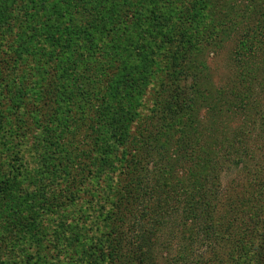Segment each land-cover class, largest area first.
I'll return each mask as SVG.
<instances>
[{"label":"trees","instance_id":"1","mask_svg":"<svg viewBox=\"0 0 264 264\" xmlns=\"http://www.w3.org/2000/svg\"><path fill=\"white\" fill-rule=\"evenodd\" d=\"M237 3L0 0V41L5 44L0 43V129L21 137L37 132L33 138L41 146L36 148L41 150L45 180L62 179L59 193L69 198L65 204L76 200L89 177L101 174L87 167L97 163L93 153L100 154L103 167L121 162L111 190L112 207L97 214L99 231L83 244L81 228H71L75 263L264 264V142L258 147V165L251 166L250 131L238 135L229 129L254 111L252 118L259 121L264 137L259 97L264 95H256L258 89L264 92V52L256 49L258 41L264 42V0H251L242 12L233 7ZM221 40L234 43L231 74L222 84L206 54ZM12 55L25 76L10 103L3 101V94L17 80L10 75ZM91 67L104 71L96 74L104 85L97 97L86 87ZM26 78L34 80L32 85L24 84ZM152 79L158 81L155 90L161 97L146 126L141 124L130 137L125 121L139 113L134 102ZM247 80L251 83L239 85ZM21 91L31 93L32 103ZM90 119L98 123H88L78 138L81 149H72L74 129ZM215 146L228 148L206 158ZM167 147L181 152L174 158ZM240 160L247 173L242 171L245 175L239 173L224 188L209 170L198 180L194 171L181 179L186 165L193 168L205 161L211 171L220 172ZM60 165L69 171L56 173ZM39 181L36 185L30 178L35 186L31 189L0 171V264H13L20 237L40 240L44 233V217L53 205L49 200V209L40 205L48 197L38 198L45 190V181Z\"/></svg>","mask_w":264,"mask_h":264},{"label":"rangeland","instance_id":"2","mask_svg":"<svg viewBox=\"0 0 264 264\" xmlns=\"http://www.w3.org/2000/svg\"><path fill=\"white\" fill-rule=\"evenodd\" d=\"M250 1V2H248ZM20 2H18L19 5ZM241 5H238V4ZM239 3L233 5L235 9H237L239 12H242V10L248 9V7H245L249 3L251 5V0H239ZM238 5V6H236ZM244 25V22L243 24ZM244 30L246 29L245 26ZM1 43V41H0ZM4 43V42H3ZM2 44L5 45V44ZM234 48V43L232 44L231 41H223L218 42L217 45L215 44L212 47V50H208L206 54L208 55L207 57V64L210 67V69L213 71L215 75V79L218 83H226L228 78L230 77L231 74V69L229 65L230 61V53L232 49ZM257 51L263 50L264 52V42L258 41V45L256 47ZM10 58V57H8ZM15 57H11V64L12 67L14 66V72H12L10 75H13L17 78L15 81V87L13 89H10L9 93L5 94L4 91V98L3 101L7 102L9 101L12 103L13 101L11 100V96L16 94V87H17V82L19 79L23 78L25 74L23 73L24 71H21L23 68V65L21 64L20 61L14 60ZM111 58L107 59L110 60ZM14 60V61H13ZM106 61V60H104ZM109 64V63H108ZM100 67V65H98ZM255 70L260 71V68L256 65H252ZM11 67V68H12ZM99 67H91V70L87 72V77H86V87L92 90V96L95 95V97L100 95V92L103 91L104 85L100 84L98 81V76L96 75L99 73L101 75L102 71ZM108 65H104L103 68H106L105 71H108ZM202 70V69H200ZM246 68H241V72H246ZM22 72V73H21ZM106 72L104 75H106ZM261 72V71H260ZM107 75H113L112 73H108ZM32 80V81H30ZM28 80L26 78L24 84L27 83H33V79ZM23 81V80H22ZM103 81V80H102ZM157 80L153 79L151 80V84L144 87V93L142 96H139V98L134 102V109L135 111H139L137 115H134L133 118H130L126 120V124L128 125V133L130 137L132 135H135V132L138 130L139 126L143 124V127L146 126L145 121L151 114V111L156 108L158 101L160 99L159 93H156V86H157ZM255 82V81H254ZM30 83V85H32ZM249 82L248 80L244 82L243 84L239 85H246ZM106 84V81H105ZM24 86V85H23ZM91 86V88H90ZM23 91V90H22ZM20 92V96H22L23 92ZM155 91V92H154ZM31 93H29L30 95ZM28 94L24 93L23 96H27ZM28 95V100L32 103L30 96ZM256 95H264V92H260L258 89L256 91ZM19 96V95H18ZM261 98L260 104H263V110H264V96H259ZM156 99V104H154V100ZM83 100H87L88 102H92L91 100H88L87 98H84ZM154 106V107H153ZM31 107V106H29ZM220 108V104H219ZM218 109V108H217ZM212 109V110H217ZM253 109V108H252ZM250 108V110H252ZM220 110V109H219ZM255 110V109H253ZM28 112V110H24ZM87 113L90 115L92 113V110H86ZM201 113V116H204V113L206 112L205 109H200L199 110ZM153 114V113H152ZM253 115H255L254 111L249 112L247 115V119H243L242 122L240 123H234L232 127L229 129L232 130L233 132L237 133L238 135H244L246 134V131H250V139H248L249 143L248 145L250 147H253V153L254 155L252 157H249L248 162L250 163L251 166L258 165L259 162V154L258 152L261 144L264 142V137H262V132L261 128L262 126L258 124V122H255V119H253ZM13 117H15L13 115ZM212 118V117H211ZM204 123L207 124L206 118H201ZM96 123L97 120L93 119ZM93 120L90 119V121H86L82 124H80V127H77L76 134L74 138H71L73 134L70 136V145L72 149H81L79 144H78V138L80 135L85 134L87 129L90 127L89 124L93 123ZM195 122V121H193ZM255 122V124H253ZM89 123V124H88ZM98 125V124H97ZM264 127V126H263ZM236 128V129H235ZM28 134L26 137H21V136H12L10 135V132L8 128H1L0 129V171L3 172L4 174H7L8 176H17L18 178L22 179L26 185H30V178H32L33 181H35L38 184H42L39 179L45 181L44 182V187H41V189L45 190H40L38 192V198L43 199V197H48L47 199H43L45 201V204H40L44 205V210L49 209L50 207L47 205V200L49 202H52V208L50 210L52 213L46 215L44 217V233L42 236H40V240H34L30 238H21L18 240V246L15 248V251L13 252L12 261L13 264H79L75 263L77 261V255L78 253L76 252V249H73L70 245L71 243L69 242V235L72 233V227L79 226L82 230V243L85 242V237L86 239L90 237L91 235H95L96 232H98V226L99 220L101 216H97V214L100 213V211L105 212L106 210H109L112 207V188L114 185L117 183V179L114 177L117 174V171H119L117 168L119 164L121 163L120 161L114 162L112 165L109 164L106 167H103L101 165V159H100V154L93 153V158L97 162L92 166L91 164H87V167L92 168L96 171H101V174H96L92 175L89 177L85 184L80 188V190L77 193L76 200H68L67 204H65V199H69L67 195L65 196L64 193L63 195L59 193L61 187L64 186V183L61 178H56L55 180H45V175L46 173L43 172L42 167H43V160H42V154L41 150L38 151L36 148L37 145V140L33 138V134ZM240 135V136H241ZM248 136V137H249ZM243 137V136H242ZM245 139V138H244ZM131 140V139H130ZM167 140H164L163 142L165 144H168L166 142ZM255 143V146L253 145ZM244 143V142H243ZM260 144V145H259ZM247 145V146H248ZM40 146V145H37ZM168 147L170 146L167 145ZM41 147V146H40ZM167 147V150H168ZM255 147V148H254ZM228 147H220V146H215L213 147V151L211 149L208 156L206 158H214L220 156L223 154L225 151H227ZM194 149L189 150V153L192 154V151ZM169 153H172L171 150H168ZM181 152V149L179 151L173 152L172 155L174 158L177 156V153ZM196 152H193L192 155H195ZM263 154V152L261 153ZM203 158L202 160H204ZM63 164H66L69 167L70 162L65 161ZM242 160L239 161L238 165H233L229 168H227L224 171H217V170H210L206 164L205 161L200 162L198 166H194L193 168H189L188 165H186L185 168L188 172H185L183 177L181 179L185 178H190V171H194L195 175L194 178L200 179L202 176L206 174V172L209 170L211 175L213 177L217 176L214 178L215 181H217V186L220 188H224L225 185L230 183L231 180H234L239 173L242 171L247 173V169H243L241 167ZM67 171H69V168L66 170L62 171V166L60 165V168L56 170V173H63L65 174ZM71 173H74V168L70 169ZM242 172V174L245 175V173ZM72 175V174H71ZM193 178V179H194ZM173 180H176V177H174ZM48 181V182H46ZM175 183V182H174ZM176 185V184H174ZM47 186V187H46ZM188 189L192 188L191 184H188ZM31 189L32 187L35 186H29ZM258 187V186H256ZM49 191V193L46 192ZM55 196H58L55 199ZM61 192V191H60ZM59 193V194H57ZM40 199V200H41ZM62 204V205H61ZM61 205V206H60ZM68 205V206H67ZM88 231V232H86ZM73 235V234H72ZM89 235V236H88ZM97 237V236H96ZM172 237H170V240H172ZM80 243V242H76ZM84 244V243H83ZM80 248L83 247V245H79ZM76 252V253H75ZM74 253L76 254L74 256ZM9 259V258H8ZM84 260H81L80 263L84 264ZM83 262V263H82Z\"/></svg>","mask_w":264,"mask_h":264}]
</instances>
